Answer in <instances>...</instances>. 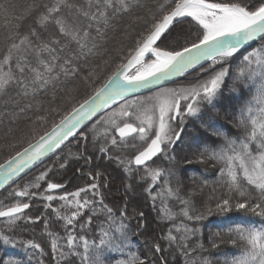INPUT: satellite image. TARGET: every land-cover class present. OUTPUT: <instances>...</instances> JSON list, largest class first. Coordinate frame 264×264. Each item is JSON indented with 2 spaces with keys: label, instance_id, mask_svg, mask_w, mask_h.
Returning a JSON list of instances; mask_svg holds the SVG:
<instances>
[{
  "label": "snow or ice",
  "instance_id": "6c2138e0",
  "mask_svg": "<svg viewBox=\"0 0 264 264\" xmlns=\"http://www.w3.org/2000/svg\"><path fill=\"white\" fill-rule=\"evenodd\" d=\"M0 125V264H264V0H0Z\"/></svg>",
  "mask_w": 264,
  "mask_h": 264
},
{
  "label": "trees",
  "instance_id": "16d2710c",
  "mask_svg": "<svg viewBox=\"0 0 264 264\" xmlns=\"http://www.w3.org/2000/svg\"><path fill=\"white\" fill-rule=\"evenodd\" d=\"M115 45H113L114 47ZM219 107V106H218ZM6 127L0 125V129H5ZM235 131V130H234ZM186 132L188 133V136L189 137H197L198 139L200 140H204L206 139V134L196 125L195 122H192L190 121L187 128H186ZM234 134V133H233ZM72 145H69V147H71ZM81 163L83 164V161H81ZM76 165H74L75 167H72V169L74 170V172L78 175H80L79 173H77V168L80 167V163L78 162H75ZM105 165V164H104ZM98 166V167H97ZM70 167V168H71ZM102 166H99L97 164V161L95 160L94 161V164L91 166V167H88V168H85L84 170L85 171H93V170H99L101 172H104L106 173L105 176L108 175V171H110L112 169V167L110 165H106L105 167H102ZM194 167L196 168H203L205 167L204 165H195ZM105 168V170L103 169ZM114 171V170H113ZM209 173H212V169H211V166H209ZM62 176V175H61ZM113 176V175H112ZM111 177V176H110ZM121 176H119L120 178ZM118 178V177H117ZM118 178V179H119ZM206 178L208 179H213L214 178V175H208ZM107 179V178H106ZM109 179V178H108ZM121 179V178H120ZM122 181V180H121ZM71 188V186L68 184L67 185V189ZM123 189V187H122ZM117 190H114V193L116 192ZM117 193H119V191H117ZM5 195V193L3 195H0V198H3V196ZM121 195L120 194H113V195H109L108 199L106 200V203L107 201L109 202L108 204H110V206H113L115 207L121 200ZM134 204H139V207L145 211L147 217H148V223H149V234L153 233V231L157 228V227H162L161 225H158L156 222H155V218H156V215L157 213L152 210L147 204H144L142 202L134 200L133 201ZM256 221L257 222V226H258V221H259V218L257 217H252V216H248V217H245L243 216L242 213H237V212H233V213H229L227 214V216H215L214 218H211V223H210V227L212 228L213 231H215L217 228L221 229V230H226L229 226H232L234 223H239V222H243V221ZM205 223H209L208 221H206ZM130 227L132 229H135L136 228V221L133 220L131 221L130 223ZM225 239H227V237H225ZM144 241H145V237L143 235H141L140 237H133V248L132 250L133 251H136V250H142V247H143V244H144ZM222 248L224 249V251H229L230 249L233 248L232 245H224L222 246ZM3 251L7 252L8 255L10 256H22L23 253H22V250L20 248H12V247H8L6 249H4ZM219 255V254H217ZM222 259V258H221Z\"/></svg>",
  "mask_w": 264,
  "mask_h": 264
},
{
  "label": "rangeland",
  "instance_id": "374dc122",
  "mask_svg": "<svg viewBox=\"0 0 264 264\" xmlns=\"http://www.w3.org/2000/svg\"><path fill=\"white\" fill-rule=\"evenodd\" d=\"M183 79L184 78H181V79H179L177 81H183ZM165 86L172 87V86H174V84L173 83H170V84H167ZM147 94H150V92L145 93L143 95H147ZM119 103H122V101L119 102ZM119 103H117V104H119ZM111 107L114 108V107H116V105H113ZM6 132H7V128L0 129V145H3L4 142H5V133ZM69 151H71L72 153H76L77 151H79V149H77L74 145H72L68 149H65V153H68ZM8 154L9 153L6 150H4L3 148H0V163H2L4 161V159L7 157ZM96 161H97V164L99 166L105 167L106 165H110L112 167V169L107 172L108 175L105 176V179L107 178L106 181L108 183V188L110 189V195L120 194L122 196L124 189H122L123 175H122L121 171L114 164L109 163L108 161H105V160H96ZM75 162L76 161H75L74 158L73 159H70L69 166L66 169L59 170L55 175H50L49 178L53 182L66 183L67 185L69 184L71 186V188L67 189L68 191H73L76 187L83 186L85 183L88 182V177L82 176V175H78V174H76L74 172V170L72 169V167H75L74 166V165H76ZM78 163H80V165H82L81 161H79ZM42 168H43V166L41 167L40 170H42ZM105 168H107V167H105ZM105 168H103V169L105 170ZM119 176H121L120 177L121 179L119 178ZM20 183L22 184L23 181H20ZM114 190L119 191V193H117V191L114 193ZM4 193L6 195V191H4V190H1L0 191V195H3ZM139 200H140V198L138 197L137 198V201H139ZM37 203H39V202H37ZM107 203H109V202L107 201ZM42 210H43L42 208H33L32 210L29 211L28 214L34 216V215L37 214L38 211H42ZM37 230L39 231V225H37ZM25 238H30V237H25ZM44 246L46 247V245H44Z\"/></svg>",
  "mask_w": 264,
  "mask_h": 264
},
{
  "label": "water",
  "instance_id": "95a60500",
  "mask_svg": "<svg viewBox=\"0 0 264 264\" xmlns=\"http://www.w3.org/2000/svg\"><path fill=\"white\" fill-rule=\"evenodd\" d=\"M181 78H183V77H175L174 79L175 80H179V79H181ZM170 83H173L172 81H168V82H166V85L167 84H170ZM148 92H150V90H142V92L141 93H136V94H134V95H141V94H145V93H148ZM119 102H121V101H117V103H119ZM113 106V105H112ZM107 109H105V111H106ZM1 191V190H0Z\"/></svg>",
  "mask_w": 264,
  "mask_h": 264
}]
</instances>
